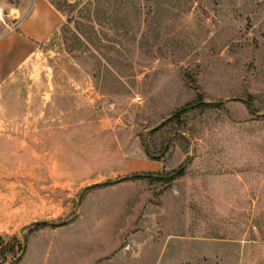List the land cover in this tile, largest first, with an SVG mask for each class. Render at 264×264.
Segmentation results:
<instances>
[{
    "label": "rangeland",
    "instance_id": "1",
    "mask_svg": "<svg viewBox=\"0 0 264 264\" xmlns=\"http://www.w3.org/2000/svg\"><path fill=\"white\" fill-rule=\"evenodd\" d=\"M45 1L0 70V264H264V0Z\"/></svg>",
    "mask_w": 264,
    "mask_h": 264
},
{
    "label": "crops",
    "instance_id": "2",
    "mask_svg": "<svg viewBox=\"0 0 264 264\" xmlns=\"http://www.w3.org/2000/svg\"><path fill=\"white\" fill-rule=\"evenodd\" d=\"M58 12L45 0H36L18 30L0 41V70H10L35 54L36 47L46 42L60 25Z\"/></svg>",
    "mask_w": 264,
    "mask_h": 264
},
{
    "label": "water",
    "instance_id": "3",
    "mask_svg": "<svg viewBox=\"0 0 264 264\" xmlns=\"http://www.w3.org/2000/svg\"><path fill=\"white\" fill-rule=\"evenodd\" d=\"M194 106H196V104H194V105H192V106H189V107H187V108H192V107H194ZM186 108V109H187ZM175 114H173L172 116H170L168 119H166L165 121H163L162 123H160L159 125H157L153 130H155V129H157V128H159L160 126H162L166 121H168V120H170L171 118H173V116H174ZM144 149H145V151H147V149H146V147H145V145H144ZM190 161V159L188 160V162ZM187 162V163H188ZM186 163V164H187ZM186 165H183L175 174H177L180 170H182L184 167H185ZM136 176H144V177H148V175H129V176H126V177H123V178H121V179H118V180H116V181H109V182H104V183H100V184H96V185H92V186H89V187H86L85 189H83V191L81 192V194H80V197H79V200H78V202H77V206H79L80 205V200H81V197H82V195L84 194V192L87 190V189H89V188H91V187H93V186H98V185H110V184H116V183H120L121 181H124V180H128V179H132V178H134V177H136ZM170 176H172V175H170ZM73 220V219H72ZM72 220H70V221H67L68 223L69 222H71ZM42 224H48L47 222H42V221H39V222H36L35 223V225H42ZM23 229H21L20 230V234H21V236H22V242H23V247H22V252H21V255H23V253H24V250H25V248H26V238H25V236L23 235Z\"/></svg>",
    "mask_w": 264,
    "mask_h": 264
},
{
    "label": "trees",
    "instance_id": "4",
    "mask_svg": "<svg viewBox=\"0 0 264 264\" xmlns=\"http://www.w3.org/2000/svg\"><path fill=\"white\" fill-rule=\"evenodd\" d=\"M196 107L197 108H217L219 105H212V104H204L202 103L201 99L198 98L197 101H196ZM187 108V107H186ZM187 112V109H182L180 111H178L177 113H175V115L173 116V118L171 120H169L166 124H164L159 130H155L153 131L152 133H156L158 131H160L162 128H164L165 126L169 125L170 123L174 122V121H179L181 116L183 114H185Z\"/></svg>",
    "mask_w": 264,
    "mask_h": 264
}]
</instances>
